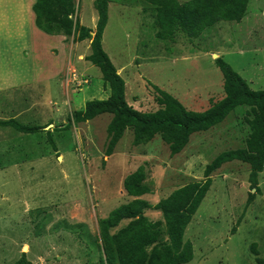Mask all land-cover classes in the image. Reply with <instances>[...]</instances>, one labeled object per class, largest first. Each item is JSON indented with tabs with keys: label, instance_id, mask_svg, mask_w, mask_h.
<instances>
[{
	"label": "rangeland",
	"instance_id": "1",
	"mask_svg": "<svg viewBox=\"0 0 264 264\" xmlns=\"http://www.w3.org/2000/svg\"><path fill=\"white\" fill-rule=\"evenodd\" d=\"M93 1L80 0L78 6L89 27L97 22L93 14L98 20ZM110 1L103 46L124 78L126 98L135 109L159 108L156 86L190 110L207 109L211 100L224 96L223 75L215 63L220 56L253 90L264 89V0H251L241 22L222 21L199 39L177 33L167 43L157 38L150 4ZM85 41L59 56L64 64L70 59L77 74L64 70L48 81L45 94L42 87L0 94V119L17 118L22 124L53 131L18 134L12 127L0 126V264L16 262L23 252L31 264H98L99 220L132 199L123 188L129 174L145 166L152 187V193L144 196L152 205L146 214L152 221L162 220L155 207L161 199L192 181L204 180L206 166L217 155L245 145L249 127L246 108L239 107L218 126L192 135L188 146L175 156L160 135L135 146L129 129L107 156L113 116L104 113L80 123L72 119L73 112L87 102L111 94L101 70L86 59L91 42ZM79 52L85 54L84 61L78 60ZM59 57L53 60L57 65ZM84 79L88 82L78 85ZM66 123L67 129L54 132ZM250 170L249 164L236 160L212 174L210 190L185 233V240L195 248L187 264L264 260V171L259 176L260 191L246 208L254 191ZM255 244L258 254L252 249Z\"/></svg>",
	"mask_w": 264,
	"mask_h": 264
},
{
	"label": "trees",
	"instance_id": "2",
	"mask_svg": "<svg viewBox=\"0 0 264 264\" xmlns=\"http://www.w3.org/2000/svg\"><path fill=\"white\" fill-rule=\"evenodd\" d=\"M143 1L153 7L157 38L166 43L173 41L177 33L192 40L199 39L206 29L222 21L241 22L251 3V0ZM79 3L80 0H36L33 10L36 25L44 32L64 35L69 40L72 38L74 43L91 42V53L86 59L101 70L111 94L107 99L87 102L82 110L73 112L72 119L80 123L104 113L113 116L108 127L107 156L114 153L128 129L133 132L135 146L146 145L160 135L171 156H175L188 146L192 135L218 126L237 108H246L244 116L249 134L245 145L217 155L206 166L204 180L192 181L161 199L155 207L162 213V220L152 221L146 214L152 205L144 196L152 193V187L145 166L138 167L124 179V191L132 199L99 220L97 241L101 255L98 264H187L193 260L195 248L190 240H185V233L210 190L212 174L225 163L241 161L250 165L249 181L254 190L249 194L246 208L260 191L259 176L264 171V89L253 90L220 56L215 63L223 75L224 96L211 100L207 109L190 110L174 95L156 86L159 108L153 112L137 110L129 104L126 82L103 46L110 0H94L98 13L94 29L81 23ZM69 123L55 127L54 132L67 129ZM0 126L12 127L18 134H36L41 130L53 133L52 129H45L48 126L25 125L14 118L0 119ZM6 155L9 157L8 151ZM124 221L127 223L122 225ZM252 249L258 254L256 244ZM257 262L264 264L261 258H257ZM11 264H31V261L23 252Z\"/></svg>",
	"mask_w": 264,
	"mask_h": 264
},
{
	"label": "crops",
	"instance_id": "3",
	"mask_svg": "<svg viewBox=\"0 0 264 264\" xmlns=\"http://www.w3.org/2000/svg\"><path fill=\"white\" fill-rule=\"evenodd\" d=\"M35 1L0 0V94L15 93L12 91L21 88L40 90L41 87L42 92H46L48 81L59 77L64 70L65 73L78 72L70 59L64 64L59 56L67 53L68 49L75 51L81 42L74 43L72 38L69 40L64 35L41 30L36 25ZM110 4L111 1L109 7ZM95 16L93 14V21L96 22ZM80 21L85 25L81 18ZM55 57H59L60 64L53 62ZM77 58L84 61L85 54L79 52Z\"/></svg>",
	"mask_w": 264,
	"mask_h": 264
},
{
	"label": "built area",
	"instance_id": "4",
	"mask_svg": "<svg viewBox=\"0 0 264 264\" xmlns=\"http://www.w3.org/2000/svg\"><path fill=\"white\" fill-rule=\"evenodd\" d=\"M75 79L77 80V79H79V78L77 77V78H75ZM78 81H79V80H78ZM87 82H88V80L84 79V80H81V83H80V84L78 83V85H82L83 83H87Z\"/></svg>",
	"mask_w": 264,
	"mask_h": 264
},
{
	"label": "water",
	"instance_id": "5",
	"mask_svg": "<svg viewBox=\"0 0 264 264\" xmlns=\"http://www.w3.org/2000/svg\"><path fill=\"white\" fill-rule=\"evenodd\" d=\"M92 35H94V33H92Z\"/></svg>",
	"mask_w": 264,
	"mask_h": 264
},
{
	"label": "bare ground",
	"instance_id": "6",
	"mask_svg": "<svg viewBox=\"0 0 264 264\" xmlns=\"http://www.w3.org/2000/svg\"><path fill=\"white\" fill-rule=\"evenodd\" d=\"M25 250H26V248H25Z\"/></svg>",
	"mask_w": 264,
	"mask_h": 264
}]
</instances>
